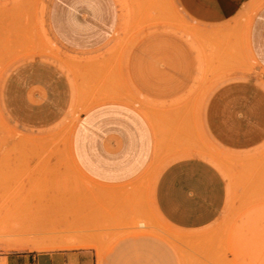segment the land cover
<instances>
[{"label": "rangeland", "instance_id": "obj_1", "mask_svg": "<svg viewBox=\"0 0 264 264\" xmlns=\"http://www.w3.org/2000/svg\"><path fill=\"white\" fill-rule=\"evenodd\" d=\"M52 1L5 0L0 10L1 22L9 24L7 38H1V67L10 69L24 60L48 62L67 75L74 95L73 110L46 130L6 128L3 135L1 124L0 146L31 149L33 216L43 214V207L55 216L48 234H32V244L93 247L98 264H120L122 244L154 240L160 244L161 264L164 259L216 264L228 253L237 264H264L263 201L242 203L235 213L234 226L249 220L258 233L218 235L176 228L150 200L160 172L193 154L212 163L241 162L240 168L247 169L239 172L240 194L264 196V154L250 161L249 156L231 159L202 129V112L218 87L264 76L248 48L251 22L264 0H251L234 18L214 22L200 20L182 0H115L117 30L91 53L71 52L53 36L48 21ZM110 103L137 108L158 138L144 175L117 188L91 182L72 154L81 114ZM141 253L133 251L129 258H142Z\"/></svg>", "mask_w": 264, "mask_h": 264}, {"label": "crops", "instance_id": "obj_2", "mask_svg": "<svg viewBox=\"0 0 264 264\" xmlns=\"http://www.w3.org/2000/svg\"><path fill=\"white\" fill-rule=\"evenodd\" d=\"M4 1L0 0V10ZM250 1L182 0L200 20L212 22L234 18ZM119 19L115 0H53L48 21L61 45L71 52L91 53L111 41ZM5 27L9 24L1 22L0 16V134L1 124L3 135L6 128L46 130L73 110L72 84L57 66L42 60H24L10 69L1 67V38L8 36ZM248 48L264 72V4L252 19ZM81 120L72 154L91 182L117 188L144 175L156 155L158 138L137 108L104 104L81 114ZM202 129L231 159L249 156L250 161L253 155L264 154V76L218 87L202 112ZM27 155H31L30 148L0 146V264H98L93 247L46 245L33 249L32 234H48L55 216H50L46 207L43 214L33 216V160ZM206 158L193 154L164 168L153 183L151 206L166 222L182 230L218 235L258 233L249 220L246 226H234L242 203L264 202V196L240 194L239 172L247 168L241 169V162L220 164ZM248 209L252 212L255 206ZM120 250V264H161L156 253L160 244L154 240L127 242ZM133 251L137 256L142 252V258H129ZM237 263L229 253L216 260V264ZM162 264L171 263L164 259Z\"/></svg>", "mask_w": 264, "mask_h": 264}, {"label": "bare ground", "instance_id": "obj_3", "mask_svg": "<svg viewBox=\"0 0 264 264\" xmlns=\"http://www.w3.org/2000/svg\"><path fill=\"white\" fill-rule=\"evenodd\" d=\"M38 242H39V241H38ZM43 246H44V243H36V244H32L33 249H34V248H43Z\"/></svg>", "mask_w": 264, "mask_h": 264}]
</instances>
